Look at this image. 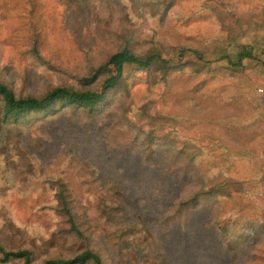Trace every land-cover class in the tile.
I'll list each match as a JSON object with an SVG mask.
<instances>
[{
    "label": "trees",
    "instance_id": "1",
    "mask_svg": "<svg viewBox=\"0 0 264 264\" xmlns=\"http://www.w3.org/2000/svg\"><path fill=\"white\" fill-rule=\"evenodd\" d=\"M208 1L212 0H162L158 14L147 23L141 37L148 46V53L136 51L128 34L114 32L112 35L121 45L101 65L94 66L77 61L76 49L82 39V30L90 32L93 22L101 25L109 14H120L116 5L107 0H0V17L3 5L10 4L25 20L15 30L20 34L16 43H5L11 52L29 50L41 68L80 75L78 86L61 82L39 97L17 96L0 80V229L10 230L12 239L24 244L10 247L0 239V264H105L100 253L88 244L69 251L68 257L55 255L35 262L32 252L37 249L39 254L43 248L51 246L52 228L38 222L33 225L18 222L25 217L28 202L39 196L34 194L39 192V184L58 175L61 162L70 155L82 154L96 167L99 163H109L111 191L119 189L133 196L138 188L142 190L146 198L143 210L151 215L147 222L155 219L154 214L163 216L155 226L140 223L152 228L151 237L158 236L161 229L166 228L165 221L178 222L181 212H184L182 221H188L189 229L193 230L197 221L194 206L206 198L210 208L214 205L219 213L237 221L232 223L233 232L244 239L252 238L255 232L264 234V215L260 208L256 212L249 204L250 197L255 194L249 190L257 186L260 178L222 174L215 180L218 181L216 186L208 187L213 183L212 176L219 170L218 166L233 163L237 157L257 158V154L250 152L249 134L256 132L264 137V118L256 116L254 111L245 114L244 100L241 102L243 92L238 90L233 98L241 104L226 118L231 127L223 128L220 137L225 139L220 145L196 140L200 146H193V137H198L196 128L190 131L185 128L199 124L188 119L187 112L181 111L177 103L181 94L188 97L189 92L197 90V85L190 82L204 72L193 68V64L200 62L206 66L212 62L205 53L214 36H203L204 39L188 45L190 38L185 33L180 39L175 38L180 33H174L175 37L170 39H166V35L172 34L178 26L195 30L196 26L212 21L211 8L205 3ZM177 8L180 11L173 13ZM160 43L172 45L178 51L162 53L157 50ZM253 55L252 46L241 44L235 65ZM169 101H174L179 108L163 110ZM153 105L161 111L160 115L151 114ZM220 107L227 117L228 105ZM105 110L121 124L116 130L118 142L105 144L99 133L91 142H86L76 128L77 123ZM167 118L174 124L166 123ZM181 137L183 145L179 146L176 141ZM227 137L231 139L227 141ZM196 158L200 162H196ZM40 163H44L42 171L37 167ZM195 172L198 173L196 181L201 185L192 184L191 176ZM203 172H206L205 177ZM94 176L88 179L90 185L97 184ZM101 193L103 199L97 195L93 199L96 213L108 222L107 228L102 229L103 241L111 246L123 231L128 235L138 230L129 226L131 217L124 206L108 205L109 197L103 190ZM157 194L160 199H155ZM59 201L58 212L64 224L57 228L64 234L63 240L83 241L85 237L63 194L59 195ZM161 206L163 210L160 211ZM28 210L39 213L35 206ZM45 212L50 215L49 211ZM192 238L197 239L198 255L207 260L206 264H220L219 247L205 252V233L192 235ZM236 252L240 253L238 249ZM172 257H175L174 252Z\"/></svg>",
    "mask_w": 264,
    "mask_h": 264
},
{
    "label": "rangeland",
    "instance_id": "2",
    "mask_svg": "<svg viewBox=\"0 0 264 264\" xmlns=\"http://www.w3.org/2000/svg\"><path fill=\"white\" fill-rule=\"evenodd\" d=\"M107 1L116 5L120 14H109L101 25L93 22L90 32L82 30V39L76 49L77 61L82 64L101 65L110 54L117 51L121 43L112 35L114 32L128 34L130 43L136 51L148 53V46L141 41V37L147 29V23L158 14L162 0ZM205 3L211 8L212 21L196 26L195 30L178 26L172 34L166 35V39H170L175 37L174 33H180L178 37H175L180 39L182 33H185L190 38L188 45L193 44V41L204 39L203 36H214L213 43L205 53L206 58L212 62L206 66L200 62L193 64V68L204 72L203 76L200 75L190 82L197 85V90L194 93L189 92L188 97L184 93L181 94L177 101L181 111L187 112L186 117L199 124L185 128V131L196 128L195 132L198 137H193V146L199 145L196 140H206L220 145L225 139L220 137L223 134L222 130L224 127H231L226 122V118L231 117L235 108L241 104L233 98L238 90L243 92L241 102L244 100L245 114L254 111L256 116L260 115L259 118H264V0H212ZM179 11L180 9L177 8L173 13ZM1 13V81L7 84L17 96L39 97L61 82L78 86L77 77L80 76L78 73L65 74L63 72L67 71L41 68L29 50L11 52L5 43H16L20 34L15 30L23 25L25 20L10 4H4ZM131 34L138 40H135ZM100 35L105 36L100 38ZM243 43L253 47V58H246L240 65H235L237 64V49ZM157 50L166 54L178 51L174 49V46L164 43H160ZM221 104L228 105L227 117L220 107ZM177 108L179 107L174 101H169L162 107L163 110L168 111H174ZM151 114L160 115L161 111L153 105ZM251 121L253 122V118ZM166 123L172 125L174 121L167 118ZM107 124L111 130L108 129ZM120 125L111 112L105 110L99 112L97 116L82 119L77 123L76 128L86 142H91L95 134L99 133L105 144L113 145L118 142L116 130ZM214 131L217 133H213ZM249 138L250 152L257 154V158L254 159L248 152L247 155L251 159L237 157L233 163L218 166L219 170L212 176L213 183H210L208 187L216 186L218 181L215 180L222 174H231L233 177H258L260 180L257 186L249 190L255 192L250 197L249 204L256 212L260 208V213L264 215V137H261V133L254 132L249 134ZM230 139L227 137V141ZM182 140L183 137L179 138L176 144L182 146ZM196 162L200 160L196 158ZM108 165L109 163H99V167H96L82 154L70 155L61 162L58 175L48 177L39 184V192H34L39 196L28 202L25 217L18 220L20 224L33 225L38 222L45 227L52 228L50 231L51 246L43 248L39 254L35 249L32 252V259L35 262H39L42 257H54L55 255L68 257L71 255L69 251L78 250L88 244L90 248L100 253L105 264H206L207 260L198 255L197 239L192 238V235L205 233L207 235L203 243L205 252L214 251L219 247L220 264H264V234L255 232L252 238L244 239L241 234L233 232L232 223L237 221H231L227 214L219 213L214 205L210 208L207 198L200 204L198 201L194 206L197 209V221L193 230L189 229L188 221H182L184 212H181V219L178 222L171 220L166 223L165 221L166 228H162L158 236L151 237L152 228L140 223L155 226L163 220V216L157 217L154 214L152 216L155 219L147 222L151 215L143 210V200L146 198L143 197L140 188L133 192V196L124 194L119 189L111 191ZM37 167L39 171H42L44 163L38 164ZM91 175H95L96 185L89 184L88 179ZM203 176H206V172H203ZM191 177L192 184L201 185L196 181L197 172ZM141 184L139 182L138 185L141 186ZM102 190L109 197L106 201L108 205L124 206L126 213L131 217L129 226L140 231L141 235L137 231L125 235L123 231L120 238L114 239L113 245H107L103 241L104 231L102 229L107 228L108 222L104 221L102 215L96 213L97 205L93 199L94 195L103 199ZM60 194H63L68 201L85 237L79 243L63 240L64 234L57 228L64 224L58 212ZM155 199H160L158 194ZM30 206H35L39 213L35 214L28 210ZM161 210H163L162 206ZM45 211H49L50 215ZM257 219L259 220L258 217ZM262 220L264 222V218ZM11 236L10 230L5 232L0 229V239L5 245L10 247L24 245L14 241ZM236 249L240 251L239 254ZM172 252L175 253V257H172Z\"/></svg>",
    "mask_w": 264,
    "mask_h": 264
}]
</instances>
